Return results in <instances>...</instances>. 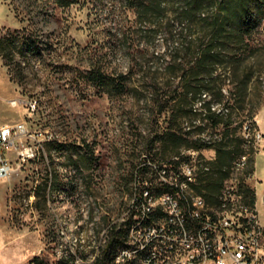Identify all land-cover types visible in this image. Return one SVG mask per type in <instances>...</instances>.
Here are the masks:
<instances>
[{"label": "rangeland", "instance_id": "rangeland-1", "mask_svg": "<svg viewBox=\"0 0 264 264\" xmlns=\"http://www.w3.org/2000/svg\"><path fill=\"white\" fill-rule=\"evenodd\" d=\"M174 6L142 20L125 0H0V38L33 32L42 45L15 51L9 62L0 53V125L25 124L19 144L35 146L13 175L0 172V264H94L113 225L124 224L128 239L136 175L156 182L159 166L194 147L215 158L201 178H217L218 155L204 139L227 130L251 143L240 146L248 165L231 167L223 187L238 188L244 200L254 190L264 223V22L251 41L256 51L215 72L206 101L229 108L215 124L206 106L196 103L193 113L191 97L175 93L174 61L186 56L194 28L176 20ZM45 129L52 139L30 136ZM167 130L184 143L164 141ZM118 256L113 264H129Z\"/></svg>", "mask_w": 264, "mask_h": 264}, {"label": "built area", "instance_id": "built-area-1", "mask_svg": "<svg viewBox=\"0 0 264 264\" xmlns=\"http://www.w3.org/2000/svg\"><path fill=\"white\" fill-rule=\"evenodd\" d=\"M207 96L205 93L197 103L203 106ZM29 105L35 110L37 101L30 100ZM218 105L222 104L210 101V110L219 113ZM228 112L226 107V113L219 114ZM27 134L23 123L0 125V172L6 177L19 170L22 161L35 156L34 145L19 144V137ZM30 136L39 140L54 137L49 129ZM250 143L246 138L244 145ZM213 161L215 158L202 155L201 149L191 147L174 156L171 166H159L156 182L136 175L127 213L129 223H136V231H131L130 242L119 249L120 263L136 245L147 243L149 254L142 264H264V223L257 203L245 201L240 190L229 185L221 188L216 201L197 189L201 172L209 174ZM248 163L249 155L244 153L233 161L232 168L241 170ZM161 186L168 189L160 192ZM148 207H156V221L139 228V218L146 216Z\"/></svg>", "mask_w": 264, "mask_h": 264}, {"label": "trees", "instance_id": "trees-1", "mask_svg": "<svg viewBox=\"0 0 264 264\" xmlns=\"http://www.w3.org/2000/svg\"><path fill=\"white\" fill-rule=\"evenodd\" d=\"M52 1L61 6H69L78 0ZM125 1L142 20L163 18L169 10V4L173 3L176 20L180 23L189 22L194 28V33L192 28L190 29L184 45L186 56L175 58L174 61V67L181 71L179 87L175 93L185 98L191 97L190 109L193 113H198L195 104L212 88L215 72L221 65L239 66L245 58L256 51L251 41L255 39V34L264 22V0ZM41 46L38 34L33 32L29 34L17 32L0 38V53L7 62L15 51L32 54ZM91 74L92 78L97 79L101 85H107L108 82L105 81L100 70H93ZM220 93L222 94L221 91ZM209 104L210 101H205L203 106L208 108L209 117L218 124L226 115L219 113H226V108H219V113H216L210 110ZM163 135L164 141L173 142L177 147L184 143L183 137L172 130H167ZM245 141L246 138L236 137L231 130H227L225 135L212 134L210 139H204L203 145L216 149L218 156L214 166L220 175L217 178H200L196 186L198 191L211 201H216L233 161L241 154L247 153L240 148ZM167 189L163 186L158 187L160 192ZM245 200H249L247 202L251 204L256 203L254 190L246 189ZM123 225L115 224L111 227L102 254L94 264H113L119 249L126 244L127 233L123 230Z\"/></svg>", "mask_w": 264, "mask_h": 264}, {"label": "bare ground", "instance_id": "bare-ground-1", "mask_svg": "<svg viewBox=\"0 0 264 264\" xmlns=\"http://www.w3.org/2000/svg\"><path fill=\"white\" fill-rule=\"evenodd\" d=\"M127 218L129 219V217ZM150 221H156V207L146 208V216H140L139 218V228H147V225L150 224ZM129 225L130 233L128 235L127 242H130L131 231H136V223H130ZM147 254H149V246L147 243H139L136 245L135 250L130 251L124 260H126L129 264H142V262L145 261ZM118 259L120 260L119 256Z\"/></svg>", "mask_w": 264, "mask_h": 264}]
</instances>
